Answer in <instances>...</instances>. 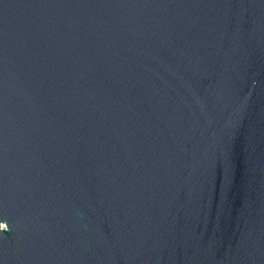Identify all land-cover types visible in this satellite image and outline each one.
Returning <instances> with one entry per match:
<instances>
[{
    "label": "water",
    "instance_id": "1",
    "mask_svg": "<svg viewBox=\"0 0 264 264\" xmlns=\"http://www.w3.org/2000/svg\"><path fill=\"white\" fill-rule=\"evenodd\" d=\"M0 264H264V0H0Z\"/></svg>",
    "mask_w": 264,
    "mask_h": 264
}]
</instances>
